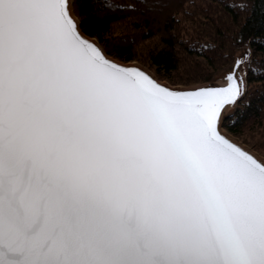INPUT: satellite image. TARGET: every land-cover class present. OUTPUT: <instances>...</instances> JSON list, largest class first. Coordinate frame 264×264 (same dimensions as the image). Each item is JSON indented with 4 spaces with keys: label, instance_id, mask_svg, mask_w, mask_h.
Instances as JSON below:
<instances>
[{
    "label": "snow or ice",
    "instance_id": "snow-or-ice-1",
    "mask_svg": "<svg viewBox=\"0 0 264 264\" xmlns=\"http://www.w3.org/2000/svg\"><path fill=\"white\" fill-rule=\"evenodd\" d=\"M248 58L171 89L69 0H0V264H264V159L221 131Z\"/></svg>",
    "mask_w": 264,
    "mask_h": 264
},
{
    "label": "trees",
    "instance_id": "trees-1",
    "mask_svg": "<svg viewBox=\"0 0 264 264\" xmlns=\"http://www.w3.org/2000/svg\"><path fill=\"white\" fill-rule=\"evenodd\" d=\"M72 9L108 56L171 86L213 81L247 50L246 92L222 128L236 138L264 129V0H73Z\"/></svg>",
    "mask_w": 264,
    "mask_h": 264
},
{
    "label": "rangeland",
    "instance_id": "rangeland-1",
    "mask_svg": "<svg viewBox=\"0 0 264 264\" xmlns=\"http://www.w3.org/2000/svg\"><path fill=\"white\" fill-rule=\"evenodd\" d=\"M73 11V9H72ZM78 20V19H77ZM95 40V39H93ZM96 41V40H95ZM97 42V41H96ZM98 43V42H97ZM99 44V43H98ZM100 45V44H99ZM102 48V47H101ZM104 51V50H103ZM247 50H242L240 51L237 56L235 57L234 61L241 57ZM248 52V51H247ZM249 53V52H248ZM110 57V56H109ZM250 58V56H249ZM249 58L247 61L244 62V71L246 72V69H247V64H248V61H249ZM118 61V60H117ZM233 61V63H234ZM123 63V62H122ZM131 64H136V65H139L141 66L142 68L148 70L150 73H152L148 68L136 63V62H130ZM233 63L231 65H229L228 67H226L225 69H223L221 72H219L213 79V81H210V82H206V83H199V84H193V85H189V86H172V87H176V88H190V87H193V86H197V85H204V84H207V83H215L218 79H220V77L225 73V71L227 69H230L232 66H233ZM126 64H129V63H126ZM152 75H154L152 73ZM155 76V75H154ZM246 78V77H245ZM160 82H163L165 84H168L164 81H160ZM219 82V81H218ZM169 85V84H168ZM171 86V85H170ZM233 109V108H232ZM230 109V111L232 110ZM229 111V112H230ZM228 112V113H229ZM227 113V114H228ZM224 130V129H223ZM225 131V130H224ZM226 132V131H225ZM227 136L231 138L232 141H234L236 144H238L240 147H242L243 149L247 150L248 152H250L251 154H253L254 156H256L257 158L259 159H264V129H259L257 130L256 132L254 133H250L244 137H241V138H236V137H233L231 136L229 133H227Z\"/></svg>",
    "mask_w": 264,
    "mask_h": 264
},
{
    "label": "water",
    "instance_id": "water-1",
    "mask_svg": "<svg viewBox=\"0 0 264 264\" xmlns=\"http://www.w3.org/2000/svg\"><path fill=\"white\" fill-rule=\"evenodd\" d=\"M72 2H73V0H69V3H70V6H71V13H72V16H73V18L77 21V23L79 24V21L77 20V18L74 16V13H73V11H72ZM79 27H80V24H79ZM81 30V29H80ZM82 32V31H81ZM82 34L85 36V38L86 39H88L89 41H91V42H93L94 44L96 43L97 45H98V47L100 48V49H102L101 48V46L95 41V40H93L94 38H90V37H88V36H86L83 32H82ZM103 50V49H102ZM108 58L109 59H111V60H113V61H115L117 64H120V65H124V66H129V67H137V68H139V69H141L142 67L141 66H139V65H133V64H131V63H129V64H126V63H122V62H120V61H117V60H115V59H113V58H111V57H109L108 56ZM146 70V69H145ZM148 71V70H147ZM149 72V71H148ZM152 74V73H151ZM153 76V79L156 81V82H158V83H160L161 85H164L165 83H163V82H160L154 75H152ZM167 85V87H169V88H171V89H188V88H176V87H172V86H170V85H168V84H166ZM165 85V86H166ZM242 99V98H241ZM241 99H239L238 100V102L241 100ZM238 102L235 104V106L238 104ZM234 106V107H235ZM230 140V139H229ZM230 141H232V140H230ZM232 142H234V141H232ZM235 143V142H234ZM236 144V143H235ZM238 145V144H237Z\"/></svg>",
    "mask_w": 264,
    "mask_h": 264
},
{
    "label": "bare ground",
    "instance_id": "bare-ground-1",
    "mask_svg": "<svg viewBox=\"0 0 264 264\" xmlns=\"http://www.w3.org/2000/svg\"><path fill=\"white\" fill-rule=\"evenodd\" d=\"M96 44V43H95ZM97 45V44H96ZM135 65V64H133ZM138 67V66H137ZM141 70H143L145 73H147L148 75H150V77L153 78L152 74L150 72H148L147 70H145L144 68H141ZM223 76V75H222ZM222 76L220 77V79H218L215 83H207V84H204V85H197V86H193V87H190L188 89H191V88H195V87H205V86H213V87H222V86H225V81L222 79ZM219 81V82H218ZM166 85V84H164ZM167 86V85H166ZM221 131L222 133L228 138L231 140L230 137L227 136L226 132L223 130V128H221Z\"/></svg>",
    "mask_w": 264,
    "mask_h": 264
}]
</instances>
